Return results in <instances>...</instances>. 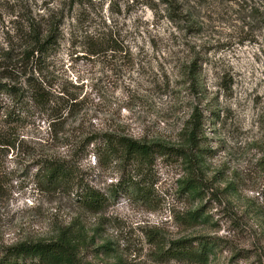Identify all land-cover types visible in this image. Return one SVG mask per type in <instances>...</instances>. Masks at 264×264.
Masks as SVG:
<instances>
[{"label": "rangeland", "instance_id": "1", "mask_svg": "<svg viewBox=\"0 0 264 264\" xmlns=\"http://www.w3.org/2000/svg\"><path fill=\"white\" fill-rule=\"evenodd\" d=\"M31 24L54 41L9 78ZM28 77L61 116L0 91V250L66 233L64 264H264V0H0V82ZM94 132L184 152L95 158ZM49 157L104 206L47 184ZM192 238L214 244L207 260L172 255Z\"/></svg>", "mask_w": 264, "mask_h": 264}, {"label": "trees", "instance_id": "2", "mask_svg": "<svg viewBox=\"0 0 264 264\" xmlns=\"http://www.w3.org/2000/svg\"><path fill=\"white\" fill-rule=\"evenodd\" d=\"M54 38L53 33L44 34L35 24H31L30 32L24 35L26 48L19 55L15 53L7 54V59L10 61V64L7 65V69L10 68L9 73H7L8 70L6 72L7 77L12 78L14 75L15 78H19V69L21 74L28 72L27 67L29 68V65L34 60L37 61L47 51L51 42L54 41ZM3 90H9L15 96H17L16 94L19 90H22V97L26 98V100L30 99L29 101L33 102L32 105L26 103L27 107H41L44 112L49 113V116L55 113L56 117H54V120L61 116V113L59 114V108L57 107L58 103L53 102L51 93L43 87L42 83L33 77H28L27 87L22 86V88H19L16 84L0 82V91ZM21 107H24V104ZM15 113V111L9 110L6 113V117H9L11 121H15L12 118ZM200 124V115L197 114L195 126L198 127ZM94 133L95 135L91 143L95 141V158L98 156L99 158L123 157L125 159H145L150 158L155 153L165 152L177 154L184 152L181 148H173L159 143L150 144L120 133ZM193 138L195 137L193 136ZM88 146L90 145L88 144ZM42 168V177L50 186L66 185L76 181V183L80 184H77L78 187L75 190V196L83 206L91 210H99L104 206L106 198L98 189L89 184L82 185L81 182L75 180L77 177V167L71 164L70 161L49 157L44 160ZM196 187L195 184H190L189 191ZM200 216V211H195L191 214L190 218L191 220H197ZM66 235V233H63L61 240L57 241H24L2 248L0 250L2 253L0 255V264H29L32 262L37 264L73 263L76 259L74 255L75 248ZM194 240H199L200 250L194 248L191 243ZM173 244L174 246L171 249L173 251L172 255L194 258L200 261L207 260L209 253L214 247L213 243L203 238L178 240Z\"/></svg>", "mask_w": 264, "mask_h": 264}]
</instances>
